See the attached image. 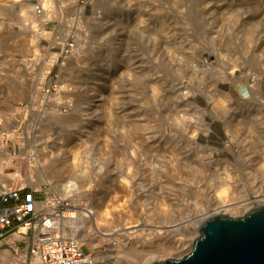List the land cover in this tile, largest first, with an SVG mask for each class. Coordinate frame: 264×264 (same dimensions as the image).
Wrapping results in <instances>:
<instances>
[{
  "label": "rangeland",
  "instance_id": "obj_1",
  "mask_svg": "<svg viewBox=\"0 0 264 264\" xmlns=\"http://www.w3.org/2000/svg\"><path fill=\"white\" fill-rule=\"evenodd\" d=\"M5 1L9 0L0 3ZM201 1L52 0L50 17L45 18L44 12L36 13L37 2L30 0L36 6L28 9L26 23L20 22V12L3 9L0 118L18 107L22 126L14 137H8L11 125L0 123L12 154L8 159L0 150L9 162L0 184L11 179L13 189L38 191L42 200L47 197L44 191L59 194L54 186L62 183L65 164L72 159L69 149L81 144L92 171L103 167V176L115 179L119 176L115 168L125 161L127 172H135L140 186L130 196L120 193V204L132 216L130 226L143 229L146 239L153 237L156 225L181 222L170 238L192 241L194 222L203 223L215 215L213 209L203 207L220 191L224 178L239 196L249 195V211L260 206L253 188L256 184L264 188V179H254L250 168L264 163V0H211L205 14ZM33 26L35 31L30 29ZM24 43L38 50V60L21 57ZM80 46L95 48L98 54L74 72L68 60L81 54ZM14 57L32 59L24 76L9 73ZM175 83L185 88L175 92ZM153 84L159 86L157 96ZM218 101L228 105L231 126L241 130L239 144L230 139L218 118ZM53 108L59 113H53ZM174 111L186 127H194V136H187L194 138V144L188 149L210 170L192 174L188 187L173 177L171 172L177 167L168 163L177 146L163 139L165 133L177 141L186 138L185 127L168 119ZM251 129L254 139L249 138ZM46 138L49 141L42 145ZM47 144L53 152L58 145L67 151L42 162L41 149ZM33 155L37 160L31 163ZM155 184L158 191L148 194ZM92 185L91 194L99 193ZM163 194L176 201L166 215L152 210ZM66 199L72 213L85 209L89 202L81 196ZM19 230L0 240V252L10 255L0 264H30L36 232L32 228L14 239ZM82 242L91 249L90 243ZM94 244L95 251L110 252L98 241ZM186 256L170 254L165 261ZM115 264L132 263L122 259Z\"/></svg>",
  "mask_w": 264,
  "mask_h": 264
},
{
  "label": "bare ground",
  "instance_id": "obj_2",
  "mask_svg": "<svg viewBox=\"0 0 264 264\" xmlns=\"http://www.w3.org/2000/svg\"><path fill=\"white\" fill-rule=\"evenodd\" d=\"M37 2V5L44 11V17H50L51 12L49 9L51 8L52 0H34ZM115 1V0H114ZM118 2V1H117ZM211 0H202L200 5H206L202 7L201 12L204 14L208 11L209 3ZM10 4V6L8 5ZM30 3V0H9L3 3H0V18H4V14H2L3 9L12 8L14 11L20 12V22L26 23L29 21L28 9L34 8L35 6ZM181 6L178 8L180 9ZM34 10V9H33ZM108 11V10H107ZM185 9H182L184 12ZM47 12V13H46ZM112 10L108 11V14H112ZM1 18V19H2ZM100 21V20H98ZM33 28H30L32 31H35ZM24 48V53L21 57H33V59H39V53L37 49H34L32 45L27 46L26 43ZM79 50V49H78ZM82 51L80 55H75L73 59L68 60L69 66L74 72L83 69L85 66L89 65V62L93 55L98 54L95 48L91 47H82L80 46V50ZM31 54V55H30ZM61 54V53H60ZM59 54V55H60ZM221 54V53H219ZM222 55V54H221ZM58 57V54H57ZM56 57V58H57ZM3 59H0V64ZM12 62L8 66L9 73H14L15 76H24L26 74V70L32 66V59H17L16 57L12 58ZM67 62V59H65ZM5 62V60H4ZM222 69V68H221ZM185 86L181 83H175L173 85V90L175 92H181ZM152 91L154 96L160 93L159 86L157 84H153ZM103 102V101H102ZM105 104V103H104ZM15 106V105H14ZM217 114L218 118L223 122L224 129L228 132L230 139L239 144L241 140V130L237 127H232L229 123V117L227 108L228 105H224L222 102H217ZM12 111L8 114H5L4 117L0 118V123L5 121L11 125L10 131H13L11 136L14 137L18 130L22 126V121L18 116V107H12ZM220 109L222 112H219ZM53 113H59V110L56 108L52 109ZM82 114V111H80ZM121 112V111H120ZM222 113V114H220ZM172 117H168V119H172L176 125H182L184 131H186V135L183 137L182 141H177L174 135L163 134V139L166 140L169 144L174 143L177 146L174 154L170 158H168V163L170 165L176 166L179 168V172H171L173 177L176 176L177 179L180 180V184L182 186H192L189 180L192 178V174L201 170L202 173L210 172L208 164L205 161L195 159L194 152L189 147L194 144V138L187 136L192 135L194 131L193 126L186 127L185 120L178 116L177 111L172 113ZM17 117V118H16ZM130 120V119H129ZM143 128V127H142ZM12 129V130H11ZM251 129L248 131L249 138L254 139V132ZM146 135H143L145 137ZM248 138V136H247ZM84 140V139H83ZM46 141H49V138L45 139L43 144H46ZM87 140H84L83 143H86ZM182 145V146H181ZM174 146V145H173ZM185 146V147H184ZM48 144L42 147V162H47L48 158L51 157L54 153L63 154L67 151L66 147H61L58 145L56 150H50ZM0 150L3 151L2 154H5L7 158H12V154L9 151V144L6 143L4 135L0 132ZM72 159L70 163L65 164V168L62 174L61 184L55 185L54 189L59 192V194L64 198H78L83 197L89 200L85 209L79 211L78 213L68 212L64 216V219L60 222L57 221V227L62 230L65 236L73 237L78 239V241H86L91 244V249L88 247L83 248L84 253L90 254L87 256L86 263L88 264H115L116 260H128L132 264H154L165 261L170 254L178 255L180 253H186L188 255L192 251V243L198 239V230L200 229L202 222H194V236L192 241H188L186 239H179L174 242V238L171 239L170 236L174 234V229L180 228L183 223L171 222L166 224H160L153 227V237L146 239V237L142 236V230L140 228H136L137 226H130L132 223V216L124 211L120 204L121 198L119 197L120 193H124L126 196H130L131 190H138L140 184L135 176V172H127L128 162H121L119 168H115L118 170L119 176L115 179H112L111 176H103V167H99V169L91 170V163L87 160H84L82 156V146L81 144L75 145L71 149ZM103 151V150H102ZM35 156V157H34ZM248 160L252 158L250 155L247 156ZM31 163L36 162L37 155H33L29 158ZM248 162V161H247ZM8 161L4 157L0 156V177L1 179L4 176V169L8 165ZM80 165V167H78ZM181 171V172H180ZM251 174L254 179H258L260 177L264 179V163L260 165L256 169H251ZM260 175V176H257ZM167 177L164 179L166 180ZM33 180V178H30ZM71 180H76L71 181ZM95 183L96 189L99 190V193L91 194L92 183ZM2 185L0 184V196L12 190L13 181L11 179H3ZM173 183L169 182V185ZM189 184V185H188ZM194 184V183H193ZM173 186H176L175 184ZM230 183L227 178H224L218 188L217 194L213 195V197L204 205L203 209L211 208L215 212V215H226L230 217H236L240 214H245L249 211L252 206L249 201L251 200L249 195L241 194L233 189V187H229ZM264 186V184H262ZM148 194H155L158 191V185H152L149 187ZM136 189V190H135ZM254 195L255 198L258 199L260 206H264V188L254 185ZM40 191H43L40 189ZM110 193L111 196H106L105 193ZM168 194V193H166ZM161 200L157 199V201L152 205V210L160 211L166 213L169 212V208L176 206V201L172 198L171 195H161L159 196ZM251 204V206H249ZM254 208V207H253ZM120 222L123 223V226L120 227ZM28 229L26 227H21L19 232L14 236V239H20L21 235H27ZM76 235H78L76 237ZM121 235L125 237L126 241H120L118 236ZM75 236V237H74ZM174 237V236H173ZM145 239V240H144ZM98 241L99 244L105 245L110 252H106L102 254L100 252L95 251L96 244L94 242ZM10 257L8 252H0V260H6Z\"/></svg>",
  "mask_w": 264,
  "mask_h": 264
},
{
  "label": "built area",
  "instance_id": "obj_3",
  "mask_svg": "<svg viewBox=\"0 0 264 264\" xmlns=\"http://www.w3.org/2000/svg\"><path fill=\"white\" fill-rule=\"evenodd\" d=\"M43 9L36 7L42 15ZM42 200L38 191L27 187L12 189L0 196V240H5L21 227L36 232L30 252V264H84L87 256L85 244L65 236L57 221L64 219L70 208L69 199L51 192Z\"/></svg>",
  "mask_w": 264,
  "mask_h": 264
},
{
  "label": "water",
  "instance_id": "obj_4",
  "mask_svg": "<svg viewBox=\"0 0 264 264\" xmlns=\"http://www.w3.org/2000/svg\"><path fill=\"white\" fill-rule=\"evenodd\" d=\"M199 231L189 255L154 264H264V206L239 217L212 215Z\"/></svg>",
  "mask_w": 264,
  "mask_h": 264
}]
</instances>
